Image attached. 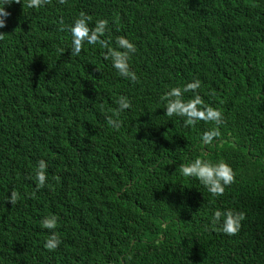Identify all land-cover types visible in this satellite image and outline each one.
I'll use <instances>...</instances> for the list:
<instances>
[{
    "label": "trees",
    "instance_id": "16d2710c",
    "mask_svg": "<svg viewBox=\"0 0 264 264\" xmlns=\"http://www.w3.org/2000/svg\"><path fill=\"white\" fill-rule=\"evenodd\" d=\"M82 3L6 5L0 264H264V0ZM82 17L90 32L106 21L104 46L84 42L74 55L70 28ZM119 37L135 47L134 80L112 67ZM172 88L218 110L221 123L168 116ZM120 97L129 109L118 111ZM213 129L220 135L204 143ZM195 159L231 168L221 194L181 174ZM216 211L243 214L235 234L221 231ZM52 215L55 229L42 228ZM53 233L60 243L48 250Z\"/></svg>",
    "mask_w": 264,
    "mask_h": 264
},
{
    "label": "clouds",
    "instance_id": "9594fccd",
    "mask_svg": "<svg viewBox=\"0 0 264 264\" xmlns=\"http://www.w3.org/2000/svg\"><path fill=\"white\" fill-rule=\"evenodd\" d=\"M68 0H51V3L64 4L58 6L59 8L67 9V5L74 6L77 9L82 8L88 3L83 4L82 0H77L78 4L70 3L65 4ZM19 2V0H0V63L1 59L5 57L11 50L13 40L11 34L5 29L11 17L13 11L10 7L6 8V5ZM45 0H28V7H37L44 3ZM6 9L8 11H6ZM106 21L99 20L96 22V26L91 30L86 23V18H78L74 21L70 28L72 37V50L74 55H78L81 52L82 43L94 45L100 43L104 46V41L99 39V36L104 33ZM21 27V26H20ZM117 49H123L121 52L117 49L109 48L110 57L112 61V67L116 69L117 73L127 79H135V72L131 66H128V57L130 53L135 51L134 45L125 37H119L116 40ZM108 58L107 56L105 57ZM7 82V70L0 65V88ZM199 87V81H193L184 86L183 91L194 90ZM166 98L171 97L174 99H168L166 104V114L168 116L178 115L187 118L186 122L192 124L197 120L212 121L219 125L221 123V113L211 107L198 109L197 105L200 103L199 97H195L187 102L181 99V90L179 88H172L165 94ZM130 108V101L125 97H120L118 100V111H123ZM108 123L116 128L119 127V122L108 118ZM220 135L219 131L213 129L203 134L202 140L204 143H210L214 137ZM46 162L40 160L37 163L35 169V180L37 187L42 186L45 183L46 175ZM181 174L188 177L197 178L201 184H203L209 193L219 195L223 192V186L228 185L233 180V174L231 168L223 162L212 164L200 159H195L191 163L182 165L180 168ZM17 199V193L11 192L8 200L15 203ZM221 231L229 236L235 234L240 228V221L243 219V214H233L231 211H216L213 214L214 222H220ZM57 224V218L55 215L45 217L41 222V227L45 229H55ZM60 243L59 238L53 233L44 243V248L48 250L55 249Z\"/></svg>",
    "mask_w": 264,
    "mask_h": 264
}]
</instances>
